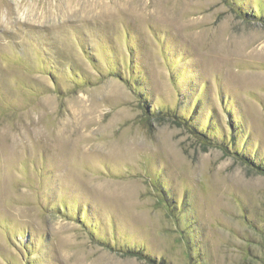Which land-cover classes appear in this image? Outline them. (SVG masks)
<instances>
[{
  "label": "rangeland",
  "instance_id": "rangeland-1",
  "mask_svg": "<svg viewBox=\"0 0 264 264\" xmlns=\"http://www.w3.org/2000/svg\"><path fill=\"white\" fill-rule=\"evenodd\" d=\"M0 264H264V0H0Z\"/></svg>",
  "mask_w": 264,
  "mask_h": 264
},
{
  "label": "trees",
  "instance_id": "trees-1",
  "mask_svg": "<svg viewBox=\"0 0 264 264\" xmlns=\"http://www.w3.org/2000/svg\"><path fill=\"white\" fill-rule=\"evenodd\" d=\"M143 109H145L144 113L148 117H152V116L156 117V115H154V113H149L148 108L143 107ZM159 113H161V112H159ZM157 118H159V120L161 122H168L170 120V122H172L178 128H185L187 130V132L191 136H194L195 138L198 137L206 145H213L214 144V143H212V139L209 137V135L207 133H205L204 131H201V130L195 128L192 125V123H191L190 120H187V119L179 116L178 114H176V112L165 111L164 113L162 112L161 114H158V117ZM236 154L240 158L247 160V163L248 162H249V164L251 163V161H248V159H246L242 153L241 154L240 153H236ZM251 164H253V163H251Z\"/></svg>",
  "mask_w": 264,
  "mask_h": 264
}]
</instances>
